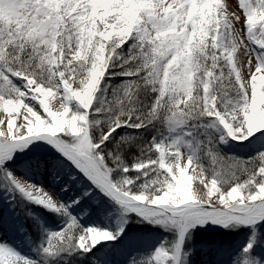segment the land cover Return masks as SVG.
I'll return each mask as SVG.
<instances>
[{
	"label": "snow or ice",
	"instance_id": "6c2138e0",
	"mask_svg": "<svg viewBox=\"0 0 264 264\" xmlns=\"http://www.w3.org/2000/svg\"><path fill=\"white\" fill-rule=\"evenodd\" d=\"M0 264H264V0H0Z\"/></svg>",
	"mask_w": 264,
	"mask_h": 264
},
{
	"label": "rangeland",
	"instance_id": "374dc122",
	"mask_svg": "<svg viewBox=\"0 0 264 264\" xmlns=\"http://www.w3.org/2000/svg\"><path fill=\"white\" fill-rule=\"evenodd\" d=\"M225 2H228V3H235V0H225Z\"/></svg>",
	"mask_w": 264,
	"mask_h": 264
},
{
	"label": "bare ground",
	"instance_id": "6f19581e",
	"mask_svg": "<svg viewBox=\"0 0 264 264\" xmlns=\"http://www.w3.org/2000/svg\"><path fill=\"white\" fill-rule=\"evenodd\" d=\"M196 187H200L198 184L195 185Z\"/></svg>",
	"mask_w": 264,
	"mask_h": 264
}]
</instances>
